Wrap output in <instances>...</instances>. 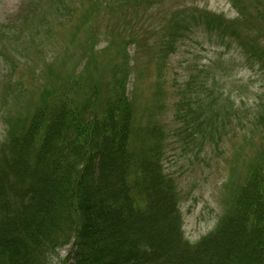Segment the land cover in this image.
<instances>
[{
    "label": "trees",
    "instance_id": "16d2710c",
    "mask_svg": "<svg viewBox=\"0 0 264 264\" xmlns=\"http://www.w3.org/2000/svg\"><path fill=\"white\" fill-rule=\"evenodd\" d=\"M133 1L135 10L145 12L161 2ZM69 5L70 0H33L19 36L8 29L1 39L4 52L17 40L26 46L34 42L41 53L37 73L43 64L48 67L37 100L33 105L30 100L25 113L9 117L0 142V264H50L70 244L60 264H264V148L244 163L239 178L228 180L230 195L216 227L199 241H188L178 184L162 167L165 135L156 126L139 124L128 92L137 66L128 59L129 46L141 49L140 38L119 33L98 52L99 8L106 2L82 1L85 8L65 43L82 68L56 74L53 81V65L64 54L51 48L54 25L69 29L75 16ZM164 19V34L155 44L162 58L204 28L211 36L237 40L252 62L264 60L260 37L251 42L240 34L245 29L251 35L244 7L238 6L234 19L197 9ZM206 81L188 97V108L195 102L190 112L195 127L189 125L197 135L209 124L206 133L219 144L229 99L208 95ZM258 109L263 118L264 97Z\"/></svg>",
    "mask_w": 264,
    "mask_h": 264
},
{
    "label": "rangeland",
    "instance_id": "374dc122",
    "mask_svg": "<svg viewBox=\"0 0 264 264\" xmlns=\"http://www.w3.org/2000/svg\"><path fill=\"white\" fill-rule=\"evenodd\" d=\"M82 1L86 0H70L69 8L75 12V16L68 20L71 22L68 30L54 25L51 48L55 47L54 50L60 55L62 52L64 54L60 63L53 65V81L57 79L56 74L82 68V65L77 67L79 63L72 56L73 49L68 51L65 44L72 37V23L79 22L78 16L85 8ZM104 1L106 5L99 8L102 14L101 22H98L96 50L103 52L108 40L119 33L126 39L132 34L140 38L141 49L133 43L129 46L128 59L133 58V63L134 60L137 63L132 71V75H136L130 78L129 96L135 103L139 124L156 126L158 132L165 135L162 167L178 184V208L182 214L184 236L195 243L216 227L224 213L230 195V189L226 186L228 180L232 176L239 178L244 163L255 156L260 148H264V117H261L258 109L264 97V60L259 58L261 63L252 62L240 49L237 40L228 34L226 40H222L211 36L204 28L184 37L165 58H162L161 47L157 49L155 44L157 42L159 46L164 34L161 28L163 21L166 22L164 17L172 13L197 9L234 19L238 16V6H241L246 10L251 35L245 29L240 34L251 42L260 37L258 42L264 50V2L161 0L145 12L135 10L133 0ZM32 2L0 0V142L6 137L9 117L25 113L30 100H37L36 88L48 67L43 64L41 72L37 73L41 65L40 52H36L37 45L30 39L32 44L27 46L23 39L15 44L11 41L12 45L7 51H2L4 43L1 44V39L5 30L12 29L13 36H19L24 19L33 10ZM30 29L34 34L33 25ZM51 48L47 47L50 55L53 52ZM43 53L49 56L45 50ZM20 77L23 84L17 87L15 83ZM204 81L208 95L229 99L227 127L219 144L206 133L209 124L199 130L197 127V135L200 133L205 139L192 133L189 125L195 127L190 123L193 117L190 112L195 102L192 101L191 108H188V97L195 94L198 83ZM26 91L28 94L25 97L19 96ZM202 130L206 135L202 134ZM70 250L71 244L59 249L50 264H60Z\"/></svg>",
    "mask_w": 264,
    "mask_h": 264
}]
</instances>
